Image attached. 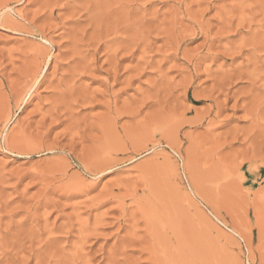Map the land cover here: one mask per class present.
<instances>
[{
	"label": "rangeland",
	"instance_id": "374dc122",
	"mask_svg": "<svg viewBox=\"0 0 264 264\" xmlns=\"http://www.w3.org/2000/svg\"><path fill=\"white\" fill-rule=\"evenodd\" d=\"M0 264H264V0H0Z\"/></svg>",
	"mask_w": 264,
	"mask_h": 264
}]
</instances>
